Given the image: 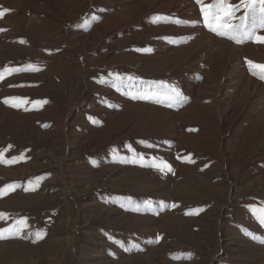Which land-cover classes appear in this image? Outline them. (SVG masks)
Listing matches in <instances>:
<instances>
[{
    "label": "rangeland",
    "instance_id": "374dc122",
    "mask_svg": "<svg viewBox=\"0 0 264 264\" xmlns=\"http://www.w3.org/2000/svg\"><path fill=\"white\" fill-rule=\"evenodd\" d=\"M6 9L0 188L16 189L0 198V229L27 219L0 240V264H264L250 211L264 206V80L245 63L264 64V44L209 31L195 0ZM161 82L185 103L132 98Z\"/></svg>",
    "mask_w": 264,
    "mask_h": 264
},
{
    "label": "snow or ice",
    "instance_id": "6c2138e0",
    "mask_svg": "<svg viewBox=\"0 0 264 264\" xmlns=\"http://www.w3.org/2000/svg\"><path fill=\"white\" fill-rule=\"evenodd\" d=\"M195 3L199 6L202 21L205 27L209 31L214 32L216 35L232 40L236 44H243L251 41L258 44H264V35L258 34L260 31H264V0H238L237 3H233L232 0H212L211 3L206 4L205 0H195ZM10 10L0 11V18L7 14ZM238 13H242L239 14ZM155 19H161L156 17ZM4 29H0V32ZM23 43V41H21ZM137 51H148L137 49ZM249 71L258 76L259 79L264 80V64H256L250 60H246ZM15 71H19L16 69ZM111 80L108 83L113 84L117 88L124 85L123 77L118 74L109 73ZM3 79V76H0ZM132 78H128L131 82ZM128 94H131L130 92ZM133 99H151L158 104H164L167 107H176L183 105L186 101V97L182 94L181 90L175 85L164 84L161 82L160 87L156 90H142L132 95ZM22 98H5L4 103L9 104L10 100H21ZM12 107H19V104H11ZM138 159H143V156L137 154ZM23 155L13 157L7 163H15L23 160ZM126 161L127 158H124ZM133 162H135L133 160ZM0 163H5L2 157H0ZM144 166V165H142ZM157 167L158 170L163 171V168H159V165H149ZM165 167H168L165 165ZM168 170L171 171L170 167ZM31 183V181H29ZM16 184H8L3 188H0V198H3L11 191H15ZM25 191L28 189L25 188ZM253 215L257 217L261 226H264V206L258 209H250ZM5 219V214L0 213V220ZM27 218H19L14 225L8 228L0 229V240L17 238L26 226ZM7 234V235H6ZM43 237L40 235V230L35 232L33 243ZM253 239L256 237L253 235ZM260 243H264V238L259 239Z\"/></svg>",
    "mask_w": 264,
    "mask_h": 264
},
{
    "label": "bare ground",
    "instance_id": "6f19581e",
    "mask_svg": "<svg viewBox=\"0 0 264 264\" xmlns=\"http://www.w3.org/2000/svg\"><path fill=\"white\" fill-rule=\"evenodd\" d=\"M186 0H173V5H176L178 7L183 5V2ZM190 1V0H187ZM192 1V0H191ZM195 9V8H194ZM130 9L126 8L124 10H122L121 12L118 13V16L120 17V19H126L130 16ZM165 19V18H164ZM174 19V18H173ZM167 21V20H166ZM239 52V51H238ZM238 52L233 51L234 54H238Z\"/></svg>",
    "mask_w": 264,
    "mask_h": 264
}]
</instances>
